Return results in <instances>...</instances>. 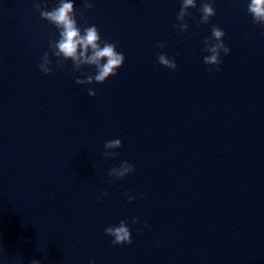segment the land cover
I'll use <instances>...</instances> for the list:
<instances>
[{
    "label": "clouds",
    "instance_id": "obj_1",
    "mask_svg": "<svg viewBox=\"0 0 264 264\" xmlns=\"http://www.w3.org/2000/svg\"><path fill=\"white\" fill-rule=\"evenodd\" d=\"M215 0H202L200 4V18L197 21V26L200 24H208L210 19L216 15L214 8ZM40 17L52 24L59 33L58 40H49L48 48L51 55L57 58L56 68L65 67L66 61H71L74 71H80L82 66L94 67L95 74L81 72L84 78L76 77L74 83L76 85H92L103 84L109 77L117 75V70L123 66L125 56L117 51V44L110 43L101 39L99 29L95 25L85 26L83 29L78 25L77 15L83 18V10L77 12L73 0H58L57 5L48 10L46 0H38L34 3ZM197 7V0H181V7L177 14L178 23L174 25L180 32L189 31V24L185 18L189 17L196 20V17L189 11ZM83 9L92 10L93 3L90 0H83ZM247 11L252 17L254 25L264 26V0H250L247 5ZM225 32L218 26L213 25L211 28V36L204 39L203 51L209 53L204 56L203 62L206 65L215 66V71H220L221 53L225 56L230 53V49L224 43ZM167 42H161L156 45L157 48L166 47ZM158 63L168 69L175 70L177 64L174 59H169L166 54H157ZM52 61L49 57V52H45L40 58L38 65L39 70L44 74H50L53 68L50 67ZM212 67L208 69L209 72ZM87 94L90 97L96 96V91L93 88L87 89ZM122 147L120 139L108 140L104 144L105 157L114 158L118 155L115 150ZM135 172L133 165L127 161H122L118 167H112L109 170V176L116 179H123L129 174ZM108 192H104L103 196L107 197ZM141 194V199H143ZM136 199L133 195H128V202L131 203ZM133 224L140 223L138 218L132 220ZM148 227V225H145ZM142 231V229H137ZM105 233L112 237L113 245H131L133 243L132 235L128 220H121L118 225H113L105 228ZM30 264H41L39 260L33 259ZM90 264H95L91 261Z\"/></svg>",
    "mask_w": 264,
    "mask_h": 264
}]
</instances>
